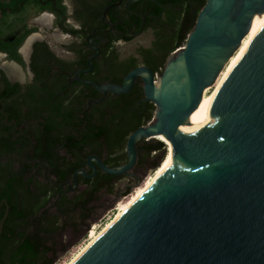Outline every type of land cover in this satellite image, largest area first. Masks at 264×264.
Instances as JSON below:
<instances>
[{
    "label": "water",
    "instance_id": "1",
    "mask_svg": "<svg viewBox=\"0 0 264 264\" xmlns=\"http://www.w3.org/2000/svg\"><path fill=\"white\" fill-rule=\"evenodd\" d=\"M103 12L107 29L118 32ZM141 0H129L130 5ZM264 13V0H207L198 15L186 45L170 56L161 74L141 65L131 71L123 84L101 85L85 80L79 71L69 80L93 86L102 93H129L137 80L143 81L145 100L156 107L153 120L132 133L127 143L128 163L109 167L90 156L67 186H79L78 177L93 178L101 168L113 176L126 175L138 162L137 145L156 139L185 155L175 170L137 208L100 241L78 264H264V27L255 37L243 59L221 88L202 127L190 133H167L171 122L187 121L199 108L205 89L212 86L224 63L249 32L254 14ZM145 29L146 15H141ZM122 36H126L120 33ZM133 37V36H131ZM90 40V39H89ZM183 62L175 74L178 82L188 80L191 101L188 107L174 100L157 99L156 83L162 86L171 65ZM148 74L144 77L143 74ZM102 99V100H103ZM101 100V101H102ZM10 208L0 222V238Z\"/></svg>",
    "mask_w": 264,
    "mask_h": 264
},
{
    "label": "trees",
    "instance_id": "2",
    "mask_svg": "<svg viewBox=\"0 0 264 264\" xmlns=\"http://www.w3.org/2000/svg\"><path fill=\"white\" fill-rule=\"evenodd\" d=\"M74 1L82 8L79 17L93 24L100 20L106 7L118 0H96L97 5L91 0ZM128 1L112 8L110 19L120 32L126 31V25L118 24L119 21L138 32L143 22L141 15H146L145 31L151 29L154 34L152 46H141L136 54L121 58L115 43L133 38L100 33L108 42L103 45L92 72L82 75L83 79L101 85L123 84L125 77L141 65L161 74L172 53L186 45L207 3V0H141L129 6L132 13L127 19L124 5ZM30 7L51 12L61 27L66 25L68 9L64 0H0L1 21L9 22L12 16L24 17ZM33 31L11 36L0 30V52L26 67L19 49ZM66 31L73 35L81 32L69 25ZM91 56L92 52H84L82 47L76 60L66 61L47 43H36L30 65L34 74L32 83L26 86L12 83L0 70V222L7 205L10 208L0 238V264H55L59 251L49 244V238L61 229V218L78 215L86 221L98 195L103 191L114 193L115 184L126 178L98 168L93 178L80 175L79 186L85 189L71 194L67 186L58 188L46 179V168L48 177L57 185L69 181L74 185L73 177L78 170L85 168L88 174L93 173L86 168L90 156L100 158L109 167L123 166L128 163L126 148L130 135L153 120L156 107L145 100L141 79L129 93H110L105 99L91 85L78 81L69 85L70 76L77 70L89 69ZM13 121L15 125L9 126ZM19 127L22 129L14 131ZM137 148V168L150 166L156 171L168 154V145L165 147L156 139L144 140ZM5 157L9 159L5 161ZM131 190L128 187L123 196H128ZM54 201L57 213L49 215L44 210Z\"/></svg>",
    "mask_w": 264,
    "mask_h": 264
},
{
    "label": "bare ground",
    "instance_id": "3",
    "mask_svg": "<svg viewBox=\"0 0 264 264\" xmlns=\"http://www.w3.org/2000/svg\"><path fill=\"white\" fill-rule=\"evenodd\" d=\"M47 17V16H45ZM47 20V19H46ZM47 24V23H46ZM264 27V13L254 14L248 34L236 48V53L231 57L227 63L226 68L222 72L218 81L205 89L203 100L198 110L187 120L182 122H171L165 127V132L174 133H190L197 127H202L204 121L212 110L216 98L229 79L235 68L239 65L247 52L249 46ZM34 37H31L23 47V53L28 54L31 43ZM5 55L0 54L1 60L6 58ZM227 62V61H226ZM8 63V62H7ZM7 65V64H6ZM11 66V65H10ZM13 67L18 68L12 63ZM183 70V62L176 65H171V73H176L179 69ZM169 75L162 86V80L156 83L154 96L157 99L174 100L176 103L182 104L184 108L188 107L191 101V89L187 79L184 82H178L175 75ZM144 77L148 74L144 73ZM185 155L179 153L173 146L168 145V154L163 164L150 176L136 191L127 198L118 208L116 214L104 225L100 232L96 233L93 230L90 233V241L80 249V251L72 258L68 264H78L100 241H102L118 224H120L135 208H137L179 165Z\"/></svg>",
    "mask_w": 264,
    "mask_h": 264
},
{
    "label": "flooded vegetation",
    "instance_id": "4",
    "mask_svg": "<svg viewBox=\"0 0 264 264\" xmlns=\"http://www.w3.org/2000/svg\"><path fill=\"white\" fill-rule=\"evenodd\" d=\"M91 2L93 4H95V5H97L99 3L96 0H91ZM127 3L124 5L125 9L127 10L126 18L130 19L131 13L128 12ZM64 5L68 9V11H67V15L68 16H67V19L65 21L66 25H63L64 27H61V24L58 21V18H57V16L55 14H53L51 12H48V11H41L38 8H34V7H30L28 12H27V14L24 17L19 18V17L12 16L11 19L13 21L6 22V23L1 21L2 14L0 13V30H1V32L3 34H5V35L9 34L11 36L13 34L20 35V34L24 33L26 30H34L31 34L28 35V37L25 39L23 45L19 49V53L22 55V57H23V59H24V61L26 63V67H23L20 64H18L17 62H15L13 60H10L7 53H1L0 52L1 55L4 54L6 56V58H4L5 60H1V58H0V70H3L6 73V75L8 76V78L10 79V81L12 83L16 82V83H20V84L26 86L27 84L32 83V81L34 80V74H33L32 70H31L30 65H31V62H32V57H33V54H34V51H35L36 43H47L48 46L50 47V49L59 58H61L63 60H66V61L76 60L77 59V52L79 50H81L82 47H84V52H88V51L92 52V56H94V55H96L98 53L97 49L99 48L101 51H100V54L98 55V57L96 59V60H98L100 55L102 54L103 45L108 42V38L104 37L100 33H105V34L110 35V33L112 32L115 36L116 35L117 36L121 35L120 33H123V34H125L128 37L133 36L132 37L133 39L135 37H137V34H139V31L136 32V28L135 27L130 28L124 21H122V22L119 21L118 24L126 25V31H123V32L119 31V33L115 32L114 30L96 32V30L98 28L107 29L109 27L108 25H106L103 22V14H102V16H101L99 21H95L93 24L86 23L85 19L82 20L79 17V12L82 9L81 6H79V4H77L74 0H64ZM122 5H123V1H122L120 6H117V7H114V8L121 7ZM104 10H103V12H104ZM32 11L37 12L38 15L36 16L35 20L30 21L29 18H28V15ZM45 16H47V17H45ZM108 17L110 18L109 13H108ZM4 25H6V29L5 30L2 28ZM9 25H12V28H9L8 27ZM68 25L73 27L76 30H80L81 32L78 35H73L72 33H70V31H66V30H68ZM115 25H116V28H117V24H115ZM39 26H42L46 30H48L49 34H52V36L55 37V39L58 40V38H60L62 40V42L61 41H57V43L60 45V48L62 49V51L65 52L67 55H69L68 57H61L52 49V47L50 46L48 40H46V38H44L43 35L40 33ZM149 30H151V29H149ZM144 32H146L145 29H144ZM37 33H39V34H37ZM31 37H34V40L31 43L30 48L28 49L29 53L28 54H24L23 53V47H25L26 43L29 41V39ZM67 40H68V43H66ZM120 42H129V41H125L124 39H121V40L117 41L115 43V46L117 48H118V44ZM12 63L17 65L18 68L13 67ZM81 70H84V69L77 70L76 74L79 71H81ZM14 71H17L18 73H20L21 71L25 73V71H26L28 73V76H26L27 78L25 77L24 80H21V79H18V78L15 79L13 77L14 76ZM91 72L85 73V74H81V77H82V75H88ZM76 74L75 75H71L70 79L74 78L76 76ZM88 80H90V79H88ZM92 81H94V80H92ZM142 83H143V81H142ZM25 111H27V109H25ZM7 122H8V120L5 121V123H7ZM12 125H15L14 121L9 123V126H12ZM21 129H22V127L14 128V131L21 130ZM22 134H24V132H22ZM7 159H9V158L8 157L4 158L5 161ZM15 162H17V159L15 160ZM17 164H19V163H17ZM86 168H88V167L86 166ZM68 192H71V190L69 189Z\"/></svg>",
    "mask_w": 264,
    "mask_h": 264
},
{
    "label": "rangeland",
    "instance_id": "5",
    "mask_svg": "<svg viewBox=\"0 0 264 264\" xmlns=\"http://www.w3.org/2000/svg\"><path fill=\"white\" fill-rule=\"evenodd\" d=\"M70 5V4H69ZM37 12L32 11L29 13L28 18L30 21L35 20ZM13 21L12 19L9 22ZM6 29V25L2 27ZM40 33L43 35L46 40H48L52 49L61 57H68L65 52L62 51L60 45L57 41L62 40L60 38L55 39L52 34H49L48 30L44 27L39 26ZM39 34V33H37ZM154 41V34L152 30H148L143 34L138 35L132 41L129 42H120L118 44V50L121 55V58H126L129 55L136 54L137 48L151 47ZM27 42V41H26ZM65 42V41H64ZM68 43V40L66 41ZM236 53V51H235ZM234 53V54H235ZM233 54V55H234ZM232 55V56H233ZM231 56V57H232ZM231 57L224 63L222 69L220 70L217 78L215 79L214 84L218 81L222 72L227 66V63ZM5 60V59H4ZM13 76V75H12ZM28 76V73L25 71L18 73L14 71V78L24 80ZM27 78V77H26ZM213 84V85H214ZM167 151V148H166ZM155 173L150 166H145L143 168H135L130 172L129 176L123 178L121 181L115 184L114 193H108L103 191L98 195V199L92 203V212L90 218L86 221H82L79 216H74L72 219L67 217L61 218V229L49 238V244L55 245L59 251V255L55 260V264H68L72 258L80 251L90 241V232L95 230L96 233L106 225V223L116 214L117 208L124 203L128 197H130L138 187H140L151 175ZM73 185V184H72ZM74 186V185H73ZM131 187V193L128 196H123L124 191ZM85 189V186H78L76 189L71 191V194L75 192H81ZM55 201L52 202L45 210L49 215H54L57 213V208L53 205ZM77 224V226L75 225ZM89 225V226H86ZM65 248V250H63Z\"/></svg>",
    "mask_w": 264,
    "mask_h": 264
},
{
    "label": "built area",
    "instance_id": "6",
    "mask_svg": "<svg viewBox=\"0 0 264 264\" xmlns=\"http://www.w3.org/2000/svg\"><path fill=\"white\" fill-rule=\"evenodd\" d=\"M57 264H58V262H57Z\"/></svg>",
    "mask_w": 264,
    "mask_h": 264
}]
</instances>
